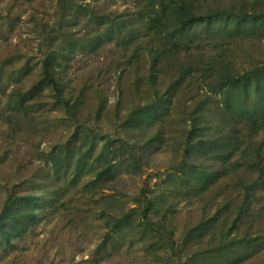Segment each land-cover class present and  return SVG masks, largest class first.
I'll use <instances>...</instances> for the list:
<instances>
[{
    "label": "rangeland",
    "instance_id": "obj_1",
    "mask_svg": "<svg viewBox=\"0 0 264 264\" xmlns=\"http://www.w3.org/2000/svg\"><path fill=\"white\" fill-rule=\"evenodd\" d=\"M154 1L77 0L95 10V23L76 8L64 11L60 0H0V213L10 197L38 205L19 237L2 240L0 264H264V128L228 112L220 93L226 76L264 66V23L237 22L261 15L264 0H188L187 14L228 15L173 37L176 17L165 34L149 23ZM52 51L66 98L78 104L77 124L52 91L30 93ZM158 100L167 107L161 120L134 127V114ZM196 118L239 147L228 161L207 150L185 153ZM78 131L90 137L84 150L94 139L100 147L129 144L104 182L91 161L60 167L62 147ZM156 137L155 148L144 149ZM131 157L140 165L128 164ZM184 162L220 175L188 187L176 176ZM147 198L156 201L151 227L138 222ZM208 222L205 236L187 239ZM223 247L235 258H218Z\"/></svg>",
    "mask_w": 264,
    "mask_h": 264
},
{
    "label": "trees",
    "instance_id": "obj_2",
    "mask_svg": "<svg viewBox=\"0 0 264 264\" xmlns=\"http://www.w3.org/2000/svg\"><path fill=\"white\" fill-rule=\"evenodd\" d=\"M168 1V3H165ZM155 0L152 4L154 7V15L148 16L149 23H151L156 29L162 28V33L166 26L169 24L168 18L176 17L175 22L178 24V28L171 31V37L173 36H181L185 33L190 32L194 26L199 24H212L214 22H218L222 20L228 14L223 15V13H206L201 15L192 14L189 12L188 14L185 12V7H188V0ZM60 5H62L63 10L65 8L77 9L78 15H83L85 18H91L95 20V23L99 22L98 15L94 12L93 9L90 8L88 4H79L77 0H60ZM87 6V7H86ZM158 6V8L156 7ZM169 7H174V9L168 11ZM176 8V9H175ZM180 11H179V10ZM191 7H189V10ZM182 11V12H181ZM181 12V13H180ZM104 16L103 18H105ZM108 18V17H106ZM167 19V21H166ZM231 19V15L227 18ZM102 20V18H101ZM238 28H241V25L254 24L256 22L264 23V12L261 15L257 14H244L241 18L238 19ZM237 28V26H236ZM165 34V33H164ZM173 50L177 48L176 42H173ZM70 45L74 46V44L70 43ZM94 45V42H90L86 44V47ZM77 47V44H76ZM58 51H52L45 59L42 66V78L41 80L33 87L30 91L33 96L37 94H41L47 90H50L54 93L57 102L62 105L70 117L71 121L78 123V104L72 103L66 98L63 82L58 77V73L56 72V68L54 64L56 63ZM162 55V53H161ZM156 56L155 58H157ZM255 86L257 91V99L255 102L251 103L252 106L245 105L246 100L249 97V93L251 89ZM220 93L222 96V102L224 104L225 109L228 112L231 110L238 117H242L244 114H247L248 118L251 120L252 128L257 130L264 128V66L258 67L252 71H245L243 74L238 75H228L221 85ZM167 107H165V101L158 100L154 104L139 109L134 115L133 121L138 127H146L149 125L151 121L158 122L164 116ZM200 113V112H199ZM200 118V116H199ZM134 124V123H133ZM191 131L188 132L187 135V146H189L188 150L185 153L190 154L189 149H196V152H201L203 155L206 150L214 154V158H221L225 162L228 161L233 153L237 150L236 144L233 143V139H222L217 138L215 135H209L210 128L202 126L199 122V119L196 118L192 122ZM251 128V129H252ZM79 137L73 144L69 143L68 146H63L61 150V159H63L62 166L67 165L75 159V166L77 170H81L89 165V161H91V167L98 168L96 174V182H104L107 178L113 175V170L116 168L113 161H117L118 159H122L126 153L130 154L128 150H130L129 144L121 147H114L111 141H108L105 145L100 147L98 139L92 140L89 148L84 150L86 145L89 144L90 137L88 133L78 131L75 133V138ZM159 142V139L152 138L147 143H145V148H155L156 144ZM80 144V145H79ZM72 151V154L70 152ZM124 152V153H123ZM195 152V154H196ZM63 154L65 157H62ZM51 158H58L55 155H51ZM134 157H131L128 160V164H132L133 162H137L140 165V161H134ZM61 162V159L58 158ZM181 174L178 172L175 174L179 179H184L187 181L188 187L194 182L196 184V189L204 188L212 184L218 176L220 175L217 172H208L206 169H203L197 164L190 165L188 162H184L182 165ZM146 208L141 213V217L138 220L139 223H145L151 227L153 222H151L150 213L154 212L156 201H152L151 199H146ZM145 205V204H144ZM38 207L34 198H12L6 202L3 211L0 213V245L2 240L4 239L6 242L10 243L13 238L19 237L20 230L27 223V220L32 222L34 218V210ZM133 212L124 215L121 219H118L116 224V231L122 230L126 223H131L133 221L132 214ZM156 225V223L154 224ZM158 225V224H157ZM210 222L205 223L201 227H197L190 231L187 239L189 240L191 237L196 238L198 233L201 237L205 236L206 232L209 231ZM224 247L219 249L218 258L227 260L232 256L234 251L227 250L224 252ZM229 262V260H228Z\"/></svg>",
    "mask_w": 264,
    "mask_h": 264
}]
</instances>
